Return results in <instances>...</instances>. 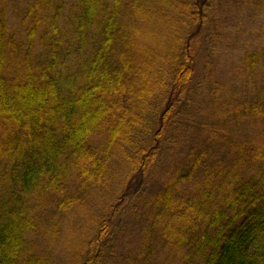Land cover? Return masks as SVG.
<instances>
[{
	"label": "trees",
	"instance_id": "16d2710c",
	"mask_svg": "<svg viewBox=\"0 0 264 264\" xmlns=\"http://www.w3.org/2000/svg\"><path fill=\"white\" fill-rule=\"evenodd\" d=\"M13 1L0 264H151L158 242L169 264H264V44L227 80L208 42L197 78L218 0H26L20 16Z\"/></svg>",
	"mask_w": 264,
	"mask_h": 264
},
{
	"label": "rangeland",
	"instance_id": "374dc122",
	"mask_svg": "<svg viewBox=\"0 0 264 264\" xmlns=\"http://www.w3.org/2000/svg\"><path fill=\"white\" fill-rule=\"evenodd\" d=\"M14 1L12 5L15 4L16 14L20 16L23 12L26 0ZM248 1L249 0H218L216 2L213 21L206 27L204 46L200 48V56L196 58L197 78L203 73L204 61L206 60L209 47L211 46L208 42L212 45L214 44V48L216 49L215 54L217 58L220 59L219 63L221 68L223 67L224 73L228 75L227 80L233 77L232 69L239 65L243 48L253 49L256 45V47H258L256 49H260L261 44L259 43L261 42L264 44V36L259 37V35H257L259 27H264V2L263 7L261 5L263 19L259 17L258 21L253 23L250 16L258 17V11H256L258 9L254 8L253 4L247 6ZM240 11H242V13ZM253 24L255 28H253ZM239 31H242V33H239ZM235 45L237 46L234 47ZM225 48H228L227 52L223 50ZM220 53L223 59L220 57ZM155 179L156 175L153 172L148 176L146 183L150 185ZM129 226L133 228V232H129L132 230H128ZM134 227L136 230H134ZM134 227L129 219L126 220L122 218V222L117 225L115 232L130 235L135 241L137 253L144 235L140 233V226L135 224ZM161 246V242L155 244L153 255L150 257L151 264H158L166 261L167 264H169L171 262L170 256L167 258V253H163Z\"/></svg>",
	"mask_w": 264,
	"mask_h": 264
}]
</instances>
